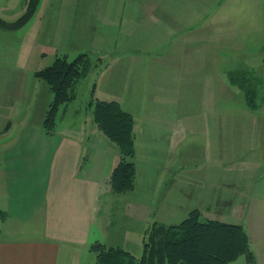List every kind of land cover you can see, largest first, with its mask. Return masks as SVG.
Segmentation results:
<instances>
[{
    "label": "rangeland",
    "instance_id": "rangeland-1",
    "mask_svg": "<svg viewBox=\"0 0 264 264\" xmlns=\"http://www.w3.org/2000/svg\"><path fill=\"white\" fill-rule=\"evenodd\" d=\"M29 1L0 0V19L16 23L26 13ZM172 7L159 5V13H169ZM184 9L192 14H204V20L198 22L201 35L212 36L215 28L221 25L224 39L230 33V22L237 27H246L242 15L264 13V0H189ZM33 19L29 25L18 29L0 27V77L10 79L7 86L0 85V92L12 96L21 91L18 107L31 111L32 120L37 122L39 115L41 117L48 110L54 98L46 81L37 77V73L51 66L58 56L71 61L81 53H87L92 64L91 72L76 83L71 91L74 100L62 105L56 118V127L60 130L73 121L81 132L85 131L93 147L85 158L119 160L118 148L94 123L89 107L92 101L118 102L124 111L133 116L137 137L136 177L139 185L149 184L151 190L154 187L150 181L153 159L150 155L148 157L149 147L144 145V141L148 137L161 139L162 131H167L168 139L172 136L174 139L181 130L187 131L184 160H188L190 180L187 181L186 176L176 177V174L167 180L168 194L165 196L164 191L159 195L157 214L153 213L155 201L154 208H151L150 197L144 196L140 189L125 194L120 198L121 205L112 206L109 213L108 222L112 225L108 235L113 237L112 234H115L110 243L114 239L123 250L130 251L132 264H137L136 260L143 255L144 232L150 225L161 217H165L163 220L166 222L178 225L193 209L200 207L201 211L206 210L201 212V219L214 218L244 226L254 260L250 263L243 256L229 264H264V86L254 97L256 111H253L243 94L245 89L238 87L239 82H233L229 76V72L236 67L235 54H219L213 42L207 40L200 50L195 51L192 47L190 53L181 57L183 70L167 67L169 53L145 52L141 54L142 62L138 69L119 70L114 55L106 58V52L96 56L91 53L93 50H88L92 38L86 34L87 31L80 32V37L65 39L48 28L39 33L38 25L42 22L37 17ZM253 20L251 18L250 25ZM159 27L164 26L159 23ZM164 37L162 32L159 39ZM99 57L102 64H97ZM246 57L245 63L251 68L264 65V51L251 52ZM153 60L158 68L150 70ZM107 65L112 69H107ZM257 72L264 73V67ZM230 82L243 92L231 86ZM221 89L223 98L219 101ZM70 112L75 113L74 117H68ZM153 121L155 126L149 130L150 125L153 127ZM219 121L223 129L220 158L222 162L231 163L222 167L214 162L219 160V139L215 138L218 136ZM101 138L109 142L108 145L104 143L101 146ZM158 142L160 146H166L164 139ZM177 160H181V154L174 156V171L178 167ZM234 175H238L237 181L233 180ZM235 185L243 191L238 195L228 193L226 188ZM215 197L217 206L207 205ZM170 201L173 205H169ZM139 202L141 208L138 207ZM162 206H165L163 210Z\"/></svg>",
    "mask_w": 264,
    "mask_h": 264
},
{
    "label": "crops",
    "instance_id": "crops-1",
    "mask_svg": "<svg viewBox=\"0 0 264 264\" xmlns=\"http://www.w3.org/2000/svg\"><path fill=\"white\" fill-rule=\"evenodd\" d=\"M188 1L41 0L33 21L37 17L42 22L38 25L39 33L48 28L65 39L80 37V32L87 31L86 34L92 38L88 50H93L91 53L96 56L106 52V58L114 55L119 70L138 69L143 52L169 53L167 67L183 70L181 57L190 53L192 47L195 51L200 50L208 40L213 42L219 54H235L236 67L229 72V76L240 75L246 83L249 81L254 85L257 94L264 86V73L257 70L262 71L264 65L251 68L245 62L246 54L264 51V13L242 15L246 27H237L234 22H230V33L223 39L221 25L215 28L212 36L199 33L198 22L204 20V14L196 15L184 9ZM159 5L173 7L169 13L163 14L159 13ZM251 18L254 19L252 25ZM159 23L164 27H159ZM162 32L165 37L159 39ZM97 62L102 64V59L99 57ZM106 68L112 69V66L107 65ZM154 68H158V64L153 60L150 70ZM5 78L0 77V85H8L10 79ZM230 84L237 88L233 82ZM237 86L241 88V83ZM20 94L21 91L12 96L0 92V264H95L91 248L96 242L122 248L114 239L110 243L115 234H112L113 237L108 235L112 225L108 222L111 208L121 205L120 198L127 195L114 194L110 185L111 174L119 160H88L85 154L92 151L93 147L85 131L81 132L80 127L69 121L68 126L62 130L56 127L54 132H47L43 127L47 111L41 117L39 115L41 119L37 117V122L32 120L31 111L18 107ZM243 94L246 99V93ZM222 98L221 89L219 101ZM74 115L70 112L68 117ZM221 123L219 121L218 136L215 137L219 139V160L214 162L222 167L231 163H224L220 158ZM154 124L153 121V127L150 125L149 130L154 128ZM162 133L161 139L148 137L144 141V145L149 147L148 157L150 155L153 159L150 178L153 189L149 184L139 185L137 177L134 188L150 197L151 208H154L155 201L154 214L159 209V195L164 191L165 196L168 194L167 180L174 174L176 177L186 176L187 181L190 180L188 160H184L187 131L181 130L174 139L173 136L168 139L167 131ZM136 138L135 134V141ZM163 139L165 147L158 142ZM104 143L108 145L109 142L103 140L101 146ZM180 154L181 160H177L178 167L174 171V156ZM232 177L237 181L238 175ZM236 187L228 186L226 189L228 193L238 195L243 189ZM140 203L139 208L142 206ZM217 204L216 197L207 202L211 207ZM169 205H173V202L170 201ZM194 210L200 213L206 211H201L200 207ZM164 218L161 217L156 223L173 224L164 221ZM206 220L219 221L214 218ZM229 224L244 228L242 224Z\"/></svg>",
    "mask_w": 264,
    "mask_h": 264
},
{
    "label": "trees",
    "instance_id": "trees-1",
    "mask_svg": "<svg viewBox=\"0 0 264 264\" xmlns=\"http://www.w3.org/2000/svg\"><path fill=\"white\" fill-rule=\"evenodd\" d=\"M40 1L30 0L26 13L16 23L0 19V27L18 29L25 26L34 17ZM91 69L88 55L81 54L71 61L57 57L51 66L37 73L54 96L43 122L47 132H54L60 107L74 100L71 91L77 82L89 75ZM230 79L241 83L248 106L255 109L256 94L254 88L251 90L254 85L241 77L242 81L239 80L236 74H232ZM89 105L96 126L118 148L119 162L111 174L110 185L114 194L125 195L134 189L136 178L134 118L115 101H92ZM143 244V255L136 260L137 264H229L243 256L250 263L254 260L250 238L242 226L201 219L198 210L190 212L178 225H150L145 230ZM91 250L95 264L133 263V256L120 247L96 242Z\"/></svg>",
    "mask_w": 264,
    "mask_h": 264
}]
</instances>
